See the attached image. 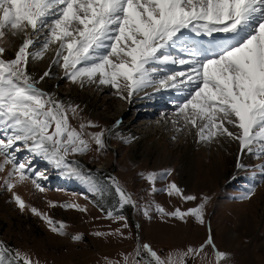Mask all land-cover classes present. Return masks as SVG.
I'll use <instances>...</instances> for the list:
<instances>
[{
    "label": "snow or ice",
    "instance_id": "obj_1",
    "mask_svg": "<svg viewBox=\"0 0 264 264\" xmlns=\"http://www.w3.org/2000/svg\"><path fill=\"white\" fill-rule=\"evenodd\" d=\"M188 33L212 39L204 47L191 41ZM216 34L228 39L217 40ZM9 35L21 42L13 58L6 59L12 42ZM49 54L48 68L37 78L29 71L30 61H41ZM177 65L181 70L169 67ZM53 66L74 84L108 86L126 100L140 92L151 98L149 88L153 92L174 90L182 98L173 101L172 139L191 135L203 144L235 142L239 148L236 168L247 167L243 156H254L260 163L251 175L264 182V0H0V173L7 168L0 187L12 191L31 178L29 173L42 177L18 158L17 154L26 150L101 191L90 174L73 167L67 158L89 151L92 142L97 151L104 149L105 133L112 129L85 133L86 128L98 127L91 120L80 123L79 129L71 125L69 110L76 114L80 106L66 105L40 86L52 75ZM120 124L117 120L113 127ZM171 174L172 169H165L148 172L145 178L153 185L152 191L158 192L156 180ZM107 179L121 209L125 205L138 207L115 177ZM32 184L43 191L37 179H32ZM163 191L184 201L197 200L175 181ZM254 192L253 183L240 199H249ZM12 195L21 211L28 207L20 195L14 191ZM210 199L204 195L195 207L173 211L153 202L143 206V213L149 216L154 206L161 217L184 220L192 216L203 224ZM60 206L86 210L77 203ZM29 210L45 220L51 231L66 234L62 221L35 207ZM107 216L123 221L122 228H128L127 218L114 209ZM94 234L124 236L120 228L114 233ZM72 239L79 241L82 234ZM137 241L133 252L121 254L124 264H188L189 258L202 253L206 259L207 247L212 249L214 264H225L230 257L217 248L210 229L199 246L189 245L165 256L149 243L139 242L138 237ZM0 264L41 262L0 242Z\"/></svg>",
    "mask_w": 264,
    "mask_h": 264
},
{
    "label": "rangeland",
    "instance_id": "obj_2",
    "mask_svg": "<svg viewBox=\"0 0 264 264\" xmlns=\"http://www.w3.org/2000/svg\"><path fill=\"white\" fill-rule=\"evenodd\" d=\"M8 39L12 42L7 47L5 58L11 59L21 41L10 35ZM50 58L51 54L41 61H30L29 71L38 78L48 68ZM40 86L44 91L54 93L66 105L80 106L76 114L69 110L73 127L79 129L80 123L91 120L98 127L86 128L85 133L100 131L101 128L112 129L105 133L104 149L97 151L92 142L89 151L70 154L67 158L73 167L90 174L101 191L94 190L85 180L65 174L66 169L58 168L40 156L26 150L19 152L18 158L28 162L34 171L42 173V177L29 173L31 178L18 183L12 190L26 202L28 207L23 211L13 199L12 191L0 187V242L13 250L30 254L41 264H109L110 261L124 264L121 254L134 251L137 237L139 242L149 243L161 256H165L169 251L183 250L189 245L199 246L206 240L210 229L217 248L230 253L225 264H264V182L259 176L254 180L251 175L257 171L254 166L260 163L254 156L242 158L247 167L237 169L235 142L225 140L224 145L213 151L207 144L197 143L193 159L182 173L178 166L186 150L187 136L180 135L173 140L170 134L174 131L155 127V120L163 123L161 118L170 119L171 115L173 118L175 110L166 108L162 109V116L152 115V110L158 108L156 103L133 107L115 95V89L111 87L95 84L81 87L72 83L63 77L58 66H53L52 75L41 81ZM149 115H152L149 125L143 128L145 124L142 123ZM117 120L121 121V126L113 127ZM120 132L127 139L134 136L135 143L125 140ZM217 162L220 166L216 168L214 164ZM165 169H172V174L164 179L158 178L155 187L161 191L153 192V185L145 178L146 174ZM6 171L7 168L0 173V185ZM210 176H214L213 180ZM107 177H115L132 195L138 207L125 205L121 209L119 197ZM32 179H37L43 191L32 184ZM171 181H175L185 194L197 196V200L184 201L178 195H168L163 189ZM253 183L254 194L249 199H240ZM204 195L211 199L205 207L203 224L192 216L184 220L161 217L154 206L149 216L143 213V206L153 202L167 211L176 208L186 210L199 204L200 197ZM50 202H55V206ZM65 202L77 203L86 210L61 207ZM29 207L37 208L55 221H62L66 225V234L51 231L45 220L33 214ZM112 209L127 218L128 228H122L123 221L107 216ZM117 228L124 232L123 237L94 234L114 233ZM76 234H82V239L73 240L72 236ZM205 252L206 259H202V253L195 259L189 258L188 264H214L212 249L207 247Z\"/></svg>",
    "mask_w": 264,
    "mask_h": 264
},
{
    "label": "bare ground",
    "instance_id": "obj_3",
    "mask_svg": "<svg viewBox=\"0 0 264 264\" xmlns=\"http://www.w3.org/2000/svg\"><path fill=\"white\" fill-rule=\"evenodd\" d=\"M188 36L190 37V40L191 41H193V42H196L198 45H202V46H204V47H207L208 46V43H209V41L212 39V38H210V37H207V36H196L195 34H192V33H188ZM217 40H221V39H228V37L227 36H225V34H216V37H215ZM169 67H173V68H175V70H177V71H179V70H181V66H169ZM62 74H63V72H62ZM147 91L149 92V93H151V98H148V97H145V95H144V93L143 92H140V93H138V94H136V95H134L132 98H131V100H126V99H124L125 101H127V103H131L132 104V106L134 105V106H136V107H140V106H145V105H148V104H154V103H156L157 105H158V108H154V111L152 110V112H153V114L152 115H157V116H162L163 115V111H162V109L163 110H166V108H167V110L169 109V110H175V105H174V103H173V101L175 100V99H179V98H182V97H179L178 96V94L174 91V90H161L160 92H153L152 91V89L151 88H149V89H147ZM168 102H171V103H169L168 104ZM133 106V107H134ZM119 110V109H118ZM162 111V112H161ZM119 112H121V111H119ZM167 113H168V111H166ZM166 114V113H165ZM152 115H149V116H147L145 119H146V122H144V123H142L143 125L145 124V126L143 127V128H146L147 126L146 125H149V124H147V123H149V121L148 120H150L151 118H152ZM162 120H163V123H161L158 119L157 120H155V127L157 126L159 129H162V128H164V129H166L167 128V130H172V131H174L173 130V126H172V124H171V120L173 119L172 118V115H171V118L170 119H165V118H161ZM114 125V124H113ZM112 125V126H113ZM119 126H121V125H119ZM113 128V127H112ZM148 129H151V127L149 128V126H148ZM120 134L123 136V138L125 139V140H129V141H131V142H134L135 143V137L134 136H130L129 137V139H127V137H125V135H123L121 132H120ZM126 135H129V134H126ZM174 135V133H172V134H170V138H172V136ZM183 136H185V135H182V137ZM186 139H188L187 140V143H186V150H185V152H183V155H182V158H181V160H180V163H179V168H180V170L182 171V173H183V171H184V168L185 167H187L190 163H191V161H192V159H193V149H194V147L196 146V144L198 143L197 141H196V139L194 138V136H191V135H188L187 137H185ZM180 139V138H179ZM186 139H184L185 140V142H186ZM224 141L225 140H222L220 143H212V144H207L208 145V147L210 148V151H213V149H219V147L221 146V145H224L223 143H224ZM182 143H184V141H182ZM203 144V143H202ZM237 144V143H236ZM205 145V144H204ZM208 149H204L203 151H207ZM209 151V150H208ZM238 151H239V148H238V144H237V150H236V157H237V153H238ZM161 154H164V152H162ZM165 155V154H164ZM245 156H243L242 158H244ZM221 160H219V162H220ZM219 162H217L216 164H214V167H216L217 168V165H219L220 166V163ZM213 166V165H212ZM211 166V167H212ZM213 168V167H212ZM216 168H214L215 169V171H218L219 172V169L217 170ZM210 169V168H209ZM208 169V170H209ZM208 172V171H207ZM210 172V171H209ZM207 174H209V173H207ZM217 174V173H216ZM210 175V174H209ZM210 177H212V176H210ZM214 177V176H213ZM213 177L211 178L212 180H213ZM207 182H208V180H207ZM184 183V185H186V182L184 181L183 182ZM213 188H214V186H213ZM229 235V234H228ZM228 235H227V238H228Z\"/></svg>",
    "mask_w": 264,
    "mask_h": 264
}]
</instances>
